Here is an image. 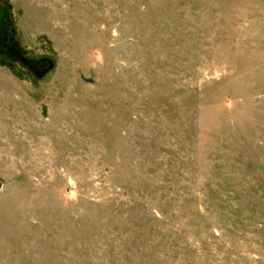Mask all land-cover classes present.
<instances>
[{"label":"rangeland","instance_id":"obj_1","mask_svg":"<svg viewBox=\"0 0 264 264\" xmlns=\"http://www.w3.org/2000/svg\"><path fill=\"white\" fill-rule=\"evenodd\" d=\"M0 2V264H264V0Z\"/></svg>","mask_w":264,"mask_h":264},{"label":"water","instance_id":"obj_2","mask_svg":"<svg viewBox=\"0 0 264 264\" xmlns=\"http://www.w3.org/2000/svg\"><path fill=\"white\" fill-rule=\"evenodd\" d=\"M9 21V11L0 2V42H2L3 46L7 47V43L5 42L7 38L6 30L8 28Z\"/></svg>","mask_w":264,"mask_h":264}]
</instances>
